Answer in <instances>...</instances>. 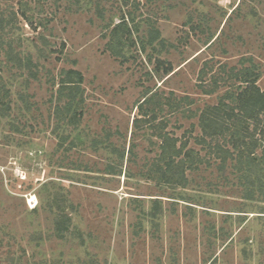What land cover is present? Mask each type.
I'll return each instance as SVG.
<instances>
[{
    "label": "rangeland",
    "instance_id": "obj_1",
    "mask_svg": "<svg viewBox=\"0 0 264 264\" xmlns=\"http://www.w3.org/2000/svg\"><path fill=\"white\" fill-rule=\"evenodd\" d=\"M0 16V264H264V191L213 151L234 159L235 128L264 147V115L219 138L200 123L222 99L241 115L224 97L245 70L264 92V0H0ZM162 138L202 161L184 188Z\"/></svg>",
    "mask_w": 264,
    "mask_h": 264
},
{
    "label": "trees",
    "instance_id": "obj_2",
    "mask_svg": "<svg viewBox=\"0 0 264 264\" xmlns=\"http://www.w3.org/2000/svg\"><path fill=\"white\" fill-rule=\"evenodd\" d=\"M124 18L125 17H122L121 23L116 25L112 30L113 40L116 41L117 45L121 41L123 35H127L128 38H130L132 35L131 30H129L128 26L125 24ZM131 21L133 20L131 19ZM1 23L2 19L0 16V24ZM135 31H137V29ZM155 39L156 37L151 35L147 45H151V43ZM139 42L143 44L141 39H139ZM141 48H144V44L141 45ZM245 71L246 72L243 73L241 78V83L245 84V87L242 89V91L234 98L232 95H226L224 97L229 100L235 99L237 101V110H241V115H238V113L234 114L233 110L227 112L226 109L228 107L223 103L222 99L218 105L208 108L201 114L200 123L202 135L210 136L211 138H219L223 136L225 132H228V124L230 123L229 120L233 117V115L235 117H241L242 121L243 119H246V121L247 119H256L261 114L264 115V92H261L254 85L257 76L254 75L251 70ZM170 72V68H166L164 70L165 74H168ZM215 83L216 80H214V84ZM79 84H81V78L77 79V76L72 71H69L66 78L61 82V86L64 85V88L69 90V103L67 106L68 108H70V104H76L77 98L79 96L78 91L80 90V87L78 86ZM156 98L157 94H151L142 103H140L139 106L151 105L157 108L159 107V104L157 101H155ZM77 103L79 104L80 100L77 101ZM4 108H0V116H2V113L7 109V107L6 109ZM77 108L78 107H75V110ZM234 110L236 109L234 108ZM136 123L137 120H134V124ZM161 140V149L164 152V161H162L164 166L163 175L165 176L166 174L172 172L174 179H176L178 182L177 185L183 188L186 187L189 184V181H187V177L184 174L185 170H189L191 172L194 171L196 167L193 164H201L202 161H196L192 157H190L189 153H186V157L184 156L182 159H179V161L175 162L174 160L181 155V151H177L175 149V146L173 144L174 142L172 141V152L170 153L167 139L162 138ZM230 142L236 154L234 159L232 157V153L228 152L227 150L224 151L218 144L213 147L214 154H216L217 157H219L223 162L225 161V158L231 157V160L234 162L235 169L242 175L241 179L245 180L244 182H242L243 187H246L252 191H264V147L261 148V145L258 144V140L253 136L247 137L244 133H242V130L240 128H235V130L231 132ZM203 143L205 142H203L202 140L198 142V144L200 145H202ZM184 145L185 143L183 144V146ZM257 148H261L260 157H257L255 155ZM176 169H178V173L174 172V170ZM251 175L254 176V179H251ZM247 197L250 198V192H248ZM67 222V217L62 216L61 219L56 222L57 232H63L67 227L65 226V223L67 224Z\"/></svg>",
    "mask_w": 264,
    "mask_h": 264
},
{
    "label": "built area",
    "instance_id": "obj_3",
    "mask_svg": "<svg viewBox=\"0 0 264 264\" xmlns=\"http://www.w3.org/2000/svg\"><path fill=\"white\" fill-rule=\"evenodd\" d=\"M31 203H32V199H31V201L28 200V203L27 204H28L29 207L31 206L30 205Z\"/></svg>",
    "mask_w": 264,
    "mask_h": 264
}]
</instances>
